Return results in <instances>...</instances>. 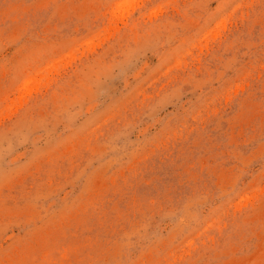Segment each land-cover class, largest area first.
Masks as SVG:
<instances>
[{"label":"rangeland","instance_id":"1","mask_svg":"<svg viewBox=\"0 0 264 264\" xmlns=\"http://www.w3.org/2000/svg\"><path fill=\"white\" fill-rule=\"evenodd\" d=\"M0 264H264V0H0Z\"/></svg>","mask_w":264,"mask_h":264}]
</instances>
